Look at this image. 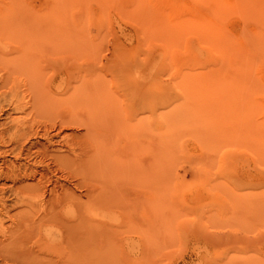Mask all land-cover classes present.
Masks as SVG:
<instances>
[{
  "label": "rangeland",
  "instance_id": "obj_1",
  "mask_svg": "<svg viewBox=\"0 0 264 264\" xmlns=\"http://www.w3.org/2000/svg\"><path fill=\"white\" fill-rule=\"evenodd\" d=\"M167 1L63 0L49 22L47 0H0V98L15 93L20 107L6 111L29 131L60 128L68 140L84 134L62 124L69 113L78 116L101 99L73 97L81 78H105L107 100L102 96L101 103L107 118L118 117L113 122L121 124L122 147L137 141V117H149L159 104L160 145L136 146L120 164L89 153L80 170L64 171L59 185L76 202L62 199L47 223L55 228L40 230L41 239L47 230L55 236L51 247L38 232L29 243L45 245L52 262L69 251L75 258L70 264H264V0H223L220 57L203 34L163 6ZM180 3L187 10L188 1ZM119 57L142 67L130 75L134 85L148 90L157 81L152 95L158 99L148 98L144 116L125 111L142 101L138 91L113 110L120 90L104 69ZM183 77L188 82H179ZM149 128L143 136L151 140ZM53 139L54 151L38 150L39 169L48 162L54 170V159L64 155L56 151L62 139Z\"/></svg>",
  "mask_w": 264,
  "mask_h": 264
},
{
  "label": "bare ground",
  "instance_id": "obj_2",
  "mask_svg": "<svg viewBox=\"0 0 264 264\" xmlns=\"http://www.w3.org/2000/svg\"><path fill=\"white\" fill-rule=\"evenodd\" d=\"M185 1H188V8L186 7L187 10L184 9V6L183 7L181 6L182 9L184 10L180 11L181 0L177 1L176 4L178 6L175 4V2H174L175 5L174 6L171 3L172 2L171 0L165 2L163 6L169 8L172 11V14L175 15L177 19L184 20L185 22H187L186 23L187 29L189 30L193 29L194 31H197L200 34H203L204 37L206 38V41L211 45V49L215 53L217 54L221 53L223 49V37L221 32L222 23H223V18H222L223 0H185ZM47 2H48L47 6L50 7L49 10L51 14H53L51 15L50 12H48L49 13L48 21L51 22L55 19V15L57 16L59 14L56 11L61 8L62 6L61 4L63 0H47ZM202 8H204V11H201ZM174 28H175L174 30L175 32L177 33L180 32L179 27H174ZM218 55L220 57V54ZM141 68L142 67L139 64L131 61H126L122 57H119L115 61L111 62L109 66L104 69L107 75H109L112 79H115V84L120 90V96L114 98L115 101L113 103L115 108L113 110L119 109L120 103L125 104V100L129 96V94L138 91L142 97V101L137 104L138 107L136 105L125 106V111L126 109L129 110L134 109L133 114H136L137 116H141V115L144 116L145 112L143 110L147 109L146 103L148 101V98L149 97L151 98V96H153V98L156 97L154 96L155 95L154 93H156V90L158 88L157 86H155L157 84V81L156 84L155 85L152 84V86H150L148 90H143L141 86H139L140 84L139 85L133 84L130 75L132 72H138L139 70H141ZM154 75L158 76L159 74L155 73ZM103 78L104 77L98 78L97 79L98 82H96V80L93 82H89V81L86 82V80H83V78H81V81L75 84V86L72 89L73 97L83 96V95H92V96L98 95V97H101L100 101H98V103L95 105L96 107L94 105L92 107L90 106L86 108L84 111H82V113H78L79 115L76 114L78 116L75 115L72 116L69 113V116H67L68 118L66 117V119L65 118L63 119L62 124L66 126V128L71 126L72 127L76 126L75 127L76 129L83 128L85 132L78 139L76 138H71L69 140L66 139V137H63L61 135L60 128L59 130H57V133H53L51 131L49 132L48 130H43V131L40 130V132H35V131L32 132V130L29 131L26 122L19 121L17 119H12L10 117V114L6 111V110L15 111L18 107H20L16 99L17 96L15 95V93L14 94L11 93L12 96L10 97L9 100H7L6 94H4V96L2 95L3 97L0 98L1 99L0 120L4 121V123H0V181L3 182L2 184H0V264H47V263L63 264L64 262H67L64 264L75 263V258L73 256H70L71 254L69 251L68 252L62 251L56 256L58 258V259L56 258V260L58 261L52 262L50 259L46 258V256L50 255L51 253L47 250L45 245L43 244H39L37 246L32 244H31L32 246L29 245V243L31 242L30 239L32 238L34 239L33 235L34 236L37 235V232L39 233V237L41 239L42 237L41 231L43 227L46 226L47 228H49V230L55 228L54 227L55 225L51 226L52 225L51 224L49 226L47 225V223H49V220L50 221L53 220L54 217L50 215L52 211L58 205L61 204L62 199L63 200L69 199L70 201L76 202V198L74 199L72 197L73 194L70 192L63 193L62 192L63 186L59 185V181L63 179L64 177L63 175L66 173L64 171L68 169L69 166H73L74 169H79L77 167H79V162L82 161L81 157L83 155L86 156V154L89 153L93 155L105 154L106 157L108 158L109 156H111L112 157V158L110 157L111 161L115 164L116 161L118 160H119L118 163L120 162V160L125 161L127 154H129V152H133L138 149L136 148V146L144 147L145 145H152L154 147H157L158 145H160L159 144L160 137L158 132L159 129L157 128V117H158L157 114L159 110L158 112H156L157 105H159L158 103L157 105L153 103L154 106L153 108H150V110L152 109V111L149 117L146 118L137 117L136 123L135 125H133V128L136 131H138L137 134L138 139L135 142V144L126 147H122L118 144L117 138L121 137L122 134L121 133L118 134L117 131H119L120 129L119 127L121 126V124H119L120 122L117 121L118 119L115 120L116 123L113 122L114 119L118 118L116 117L117 115L115 116V118L114 117L107 118L105 116L104 114L105 107L101 103L102 96H104L103 94H105V92L107 91L105 90L107 82L106 80H104L105 78L104 79ZM179 82H188V79L183 77L179 79ZM104 98L107 100L106 95L103 97V101L105 100ZM4 105L7 106V109H5ZM117 126L118 128H116ZM147 127L152 128V129L149 128L150 132L152 131L151 133L153 139L151 140H148L149 137L147 138L146 136L145 137L143 136L144 135L143 129ZM127 130L129 131V129ZM55 137L62 139L61 144L58 142V150L56 151H61L64 153V155L58 156L57 158L54 159L55 161L53 164H55L56 167L55 169L53 167L54 170L50 168L49 166L50 164L49 165L46 164L48 162L44 163L43 169L41 167H40L41 169H39L38 165H41L42 158L41 160L38 159V157H40L39 154L40 152L38 153V150H40V148H43L45 151L48 150L50 146L55 145V143L54 144L52 143V139ZM38 140H44L45 144L44 143L42 145L41 143L39 144ZM52 148L51 150H53ZM141 148L142 147H139V149ZM76 149L81 150V154H77ZM9 157H12L14 160L13 161L7 160L9 159ZM29 159L30 160L35 159V160L31 162V164L28 162L27 164H25V162L24 163L18 162L19 160L28 161ZM49 161H51V159H49ZM48 174L50 176H48ZM57 174L59 175V177L57 176ZM37 177H39L38 178L39 180H37V183L35 185H30L29 183H28L29 185L23 184L24 183L23 181L28 179L36 180ZM43 180L44 182H42ZM5 182H10L11 186L10 187L8 186L9 188H5V184H4ZM59 191L61 192L59 193ZM24 192H28L29 195L31 193L35 194L36 198H32V200L31 198L26 199L23 196L25 194ZM48 194L52 197V199L51 197L50 199L48 198L45 199V195ZM10 197H12L13 199L12 201L9 200ZM45 200H49V201L46 202ZM8 201H11L12 203L9 204ZM37 203L38 206H40L39 208H42L41 209L42 213L39 216L34 215L35 214L34 204ZM82 204L84 205V203ZM47 208H49L48 212H47ZM79 208H81V206H79ZM72 210L74 211V209ZM14 211L16 212L14 214H11ZM38 211H40V209ZM31 214H33V216L35 217L31 218ZM73 214L74 216L76 215L75 213ZM74 221H76V219ZM6 222L8 223L7 226H5ZM49 230H47L46 238L41 239L45 241L44 243L47 244V246H49L48 244L54 241L53 238H55V236L51 235V232ZM57 232L59 233L60 239H62L64 242V240L67 238L66 231L62 230V228L59 227L57 228ZM90 236L92 235L90 234ZM86 239L88 240L87 236ZM33 246L34 247L36 246V248H33ZM62 246L64 247V245Z\"/></svg>",
  "mask_w": 264,
  "mask_h": 264
}]
</instances>
